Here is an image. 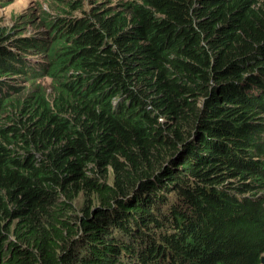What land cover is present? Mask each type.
<instances>
[{
  "label": "trees",
  "instance_id": "trees-1",
  "mask_svg": "<svg viewBox=\"0 0 264 264\" xmlns=\"http://www.w3.org/2000/svg\"><path fill=\"white\" fill-rule=\"evenodd\" d=\"M82 11L0 28V264H264V0Z\"/></svg>",
  "mask_w": 264,
  "mask_h": 264
},
{
  "label": "rangeland",
  "instance_id": "rangeland-1",
  "mask_svg": "<svg viewBox=\"0 0 264 264\" xmlns=\"http://www.w3.org/2000/svg\"><path fill=\"white\" fill-rule=\"evenodd\" d=\"M107 4L116 6L121 0H104ZM54 0H0V28L10 32L11 36L17 35H50L53 28L49 27L46 21L51 18V14H58L59 17L81 16L82 10H88L91 5V0H84L83 9L75 10L74 8L62 7L63 10L54 11ZM36 54H31V59ZM39 55V54H38ZM38 59L43 58V53H40ZM42 75V74H41ZM41 75H38L41 77ZM12 85L18 87L17 91H24L29 87L26 80L11 79ZM50 79L45 78L42 84L48 87ZM111 179V174L109 176ZM77 198L75 202L79 201Z\"/></svg>",
  "mask_w": 264,
  "mask_h": 264
},
{
  "label": "water",
  "instance_id": "water-1",
  "mask_svg": "<svg viewBox=\"0 0 264 264\" xmlns=\"http://www.w3.org/2000/svg\"><path fill=\"white\" fill-rule=\"evenodd\" d=\"M262 260L264 261V256L262 257Z\"/></svg>",
  "mask_w": 264,
  "mask_h": 264
},
{
  "label": "clouds",
  "instance_id": "clouds-1",
  "mask_svg": "<svg viewBox=\"0 0 264 264\" xmlns=\"http://www.w3.org/2000/svg\"><path fill=\"white\" fill-rule=\"evenodd\" d=\"M264 256V254L262 255V257ZM262 262H264L263 260H262Z\"/></svg>",
  "mask_w": 264,
  "mask_h": 264
}]
</instances>
